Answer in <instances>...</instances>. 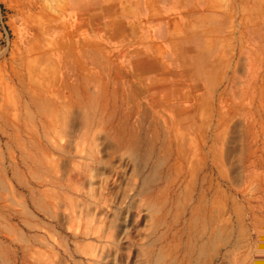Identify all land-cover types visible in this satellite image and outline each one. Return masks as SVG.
<instances>
[{
	"label": "rangeland",
	"instance_id": "1",
	"mask_svg": "<svg viewBox=\"0 0 264 264\" xmlns=\"http://www.w3.org/2000/svg\"><path fill=\"white\" fill-rule=\"evenodd\" d=\"M0 264H264V0H0Z\"/></svg>",
	"mask_w": 264,
	"mask_h": 264
},
{
	"label": "bare ground",
	"instance_id": "2",
	"mask_svg": "<svg viewBox=\"0 0 264 264\" xmlns=\"http://www.w3.org/2000/svg\"><path fill=\"white\" fill-rule=\"evenodd\" d=\"M37 28V27H36ZM38 29V28H37ZM29 51H32L31 50V48H29V50H28V52ZM61 76V75H60ZM19 83H22V80H21V78L19 79ZM48 112V111H47ZM127 149L130 151V153L132 154V155H134L135 157H137L138 156V145H137V142L136 141H130V142H128V144H127ZM16 178H17V181L20 183V184H23V181H22V178L20 177V175H19V173H16ZM14 193H16L17 194V192H15L14 191ZM17 198H19V206L22 208V209H24L23 211H24V213L25 214H27V215H30L31 214V212H30V210H29V208L27 207V205H26V202L21 198V197H19V196H17ZM35 204H36V206L40 209V210H44V206H42L41 204H39V203H37L36 201H35Z\"/></svg>",
	"mask_w": 264,
	"mask_h": 264
}]
</instances>
